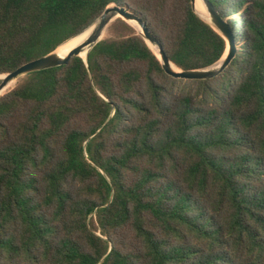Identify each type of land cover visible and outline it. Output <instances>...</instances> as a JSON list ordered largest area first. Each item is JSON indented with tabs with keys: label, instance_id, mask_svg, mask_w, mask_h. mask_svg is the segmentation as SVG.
Segmentation results:
<instances>
[{
	"label": "trees",
	"instance_id": "16d2710c",
	"mask_svg": "<svg viewBox=\"0 0 264 264\" xmlns=\"http://www.w3.org/2000/svg\"><path fill=\"white\" fill-rule=\"evenodd\" d=\"M208 1L237 46L213 79L167 75L118 18L0 96V264H264V0ZM112 4L181 70L226 52L192 0H0V75Z\"/></svg>",
	"mask_w": 264,
	"mask_h": 264
},
{
	"label": "water",
	"instance_id": "95a60500",
	"mask_svg": "<svg viewBox=\"0 0 264 264\" xmlns=\"http://www.w3.org/2000/svg\"><path fill=\"white\" fill-rule=\"evenodd\" d=\"M197 0H192V7L196 14L206 23H208L215 31H217L227 43V49L222 58L215 64L201 69L194 70H178L174 69L175 66L168 56L166 55L163 46L158 41V39L150 31L147 24L133 11L125 6H119L112 4L108 6L100 17L86 30H90L89 34L85 39H83L79 44H77L73 49H71L67 54H61L56 48L53 52H50L40 58L29 61L16 70L1 75L0 79V92H2L13 80L25 77L29 74L44 71L51 68H57L65 66L68 64L72 57H81V54L87 52L86 58L87 61L89 52L103 40L102 35L107 27L115 21L117 18H121L128 24L132 25L137 29L138 34L145 40L151 43L155 47L156 52L148 44V46L153 50V52L159 55V60L162 64V67L167 75L181 80H209L213 79L220 74H222L231 64L233 59L237 54V46L234 41L233 30L230 25L220 16L216 11L213 5L208 0H200L204 9L207 11L208 15H203L197 12L195 8V3ZM78 34L77 36L81 35ZM74 36V37H77ZM72 37V38H74ZM71 38V39H72ZM226 54V55H225ZM157 55V56H158ZM82 58V57H81ZM176 67V66H175ZM2 96V95H1Z\"/></svg>",
	"mask_w": 264,
	"mask_h": 264
},
{
	"label": "bare ground",
	"instance_id": "6f19581e",
	"mask_svg": "<svg viewBox=\"0 0 264 264\" xmlns=\"http://www.w3.org/2000/svg\"><path fill=\"white\" fill-rule=\"evenodd\" d=\"M197 8L196 10H198L197 12H199V9H202V5L201 2L199 0L196 1L195 3ZM200 13V12H199ZM202 14V13H200ZM205 16V15H204ZM107 30V29H106ZM106 30L104 31L102 38L105 36L106 34ZM90 30L85 31L84 33H82L81 35L74 37L68 41H66L64 44H62L59 48H58V52L61 54H67L71 49H73L77 44H79L83 39H85V37H87V35L89 34ZM148 44L152 47V49L156 52L155 47H153L151 45L150 42H148ZM87 52L81 54L82 58H86ZM158 55V54H157ZM226 55V54H225ZM159 57V55H158ZM174 69L178 70L177 67L173 66ZM18 82V79L13 80L2 92H0V96L3 95L4 93H6L8 90H10L12 87H14L16 85V83Z\"/></svg>",
	"mask_w": 264,
	"mask_h": 264
},
{
	"label": "rangeland",
	"instance_id": "374dc122",
	"mask_svg": "<svg viewBox=\"0 0 264 264\" xmlns=\"http://www.w3.org/2000/svg\"><path fill=\"white\" fill-rule=\"evenodd\" d=\"M199 1H200V0H199ZM200 2H201V1H200ZM201 5H202V3H201ZM195 7H196V5H195ZM202 7H203L202 9H199V12L202 13L203 15H208V13H207V11L204 9V6H203V5H202ZM196 9H197V8H196ZM197 11H198V10H197ZM232 18H237V16L233 15ZM117 19H118V18H117ZM117 19H116V20H117ZM116 20H115V21H116ZM115 21H113V22L107 27L106 34H105V36L103 37V40H104V39L111 38V37H115V33H114L113 29H112V25H113V23H114ZM129 25H130V24H129ZM130 26H132V25H130ZM132 27H133V26H132ZM133 28H134V27H133ZM134 29H135L136 32L138 33L137 29H136V28H134ZM0 76H1V75H0ZM22 78H24V77H22ZM22 78H19V79H18V82H19ZM0 79H1V77H0ZM18 82H17V83H18ZM17 83H16V85H17ZM16 85H15V86H16ZM15 86H14V87H15ZM14 87H12L11 89H13ZM11 89H10V90H11ZM10 90H8V91H10ZM8 91H7V92H8ZM7 92H6V93H7ZM4 94H5V93H4ZM4 94H3V95H4Z\"/></svg>",
	"mask_w": 264,
	"mask_h": 264
}]
</instances>
